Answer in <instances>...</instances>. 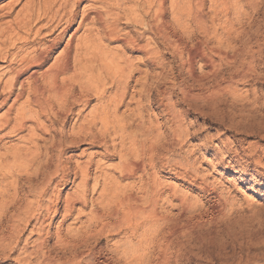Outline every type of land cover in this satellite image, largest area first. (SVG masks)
I'll use <instances>...</instances> for the list:
<instances>
[{
    "label": "bare ground",
    "instance_id": "1",
    "mask_svg": "<svg viewBox=\"0 0 264 264\" xmlns=\"http://www.w3.org/2000/svg\"><path fill=\"white\" fill-rule=\"evenodd\" d=\"M254 1L28 0L15 14L19 0H0V61L7 65L0 71V110L7 108L0 144L20 137L0 149L5 262L18 252L15 264H145L156 251L159 262L164 258L176 235L165 231L174 221L170 211L189 215L193 205L158 171L202 194L208 184L194 163L170 160L182 156L191 136L176 112L175 90L190 107H214L221 92L233 94L236 79L194 92L162 74L165 55L176 52L203 91L197 62L215 68V59H228L215 46L234 42L230 32H219L220 17L228 19V3L237 16L247 15ZM137 53L141 64L161 71L153 79L155 95L148 73L135 79ZM70 120L75 126L68 130ZM92 148L99 150L86 154Z\"/></svg>",
    "mask_w": 264,
    "mask_h": 264
},
{
    "label": "rangeland",
    "instance_id": "2",
    "mask_svg": "<svg viewBox=\"0 0 264 264\" xmlns=\"http://www.w3.org/2000/svg\"><path fill=\"white\" fill-rule=\"evenodd\" d=\"M27 1L19 0L15 14L20 8L22 10ZM228 7V19L222 15L217 27L221 34L230 32L234 42L230 46H215V49H221L228 56L222 62L215 59V68L197 62L195 75L203 79V91L201 85L191 77L192 72L183 67L180 58L173 54L176 52L169 50V54L165 55L167 66L162 74L167 79H176L178 85H187L194 92L207 94L215 86L216 80L227 82L233 75L236 79L235 83L232 82L234 85H231L233 94L221 92L222 97H225L220 95L222 99L219 98L220 103L217 101L214 107L202 103L190 107L182 103L178 90H175L177 95L174 101L178 103L176 112L187 121L191 136L184 144L188 147L184 146L182 156L171 157L170 160L174 162L184 159L194 163L200 175L208 182L207 190L202 194L181 181L172 180L166 172L158 171L159 178L165 184L177 186L179 193L193 205V210L189 215L182 216L176 210L170 211L174 221L165 231H176V235L171 238L174 244L170 242V254H163L164 258L159 262L158 258L162 254L160 256L156 251L149 260L147 258L145 264H264V0H255L244 16H237L230 3ZM223 41L226 38L223 37ZM185 47L195 49L196 46ZM162 51L164 52L163 49ZM205 53L209 57L212 55L210 49H205ZM133 57L137 58L140 70L135 79L142 80L148 73V86L154 94L158 84L155 85L153 79L161 71L149 64H141V53L134 54ZM5 66L7 65L0 61V71ZM165 86L170 87L171 84ZM164 89L162 86V90ZM227 93V96L224 95ZM231 97L243 100L237 102ZM155 100L159 102L158 96ZM95 103L93 101L92 105ZM6 109H1L0 114ZM153 110L155 114L159 113L158 104L153 105ZM121 113L124 116L127 114V118L130 115L125 108ZM161 116L159 123L163 124L166 119ZM74 122H68V130L73 127ZM19 139L17 136L6 139V142L0 144V149L4 148V143L8 146L19 144ZM96 149L87 150L86 154ZM76 153L73 151L72 154H79ZM72 160L80 158L75 156ZM116 163L117 161H113L109 164ZM0 186L4 187L5 183L0 182ZM27 236L25 235L21 247ZM54 242L55 240L49 246ZM105 245L106 241H101L100 246ZM33 248L31 244L27 250L33 251ZM19 253L21 252L15 254L9 262H5L1 256L0 264H15L13 260ZM137 256L146 258L143 250H139Z\"/></svg>",
    "mask_w": 264,
    "mask_h": 264
}]
</instances>
